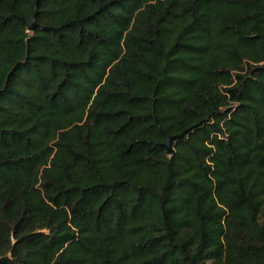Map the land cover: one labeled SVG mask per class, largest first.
I'll use <instances>...</instances> for the list:
<instances>
[{"label": "trees", "instance_id": "1", "mask_svg": "<svg viewBox=\"0 0 264 264\" xmlns=\"http://www.w3.org/2000/svg\"><path fill=\"white\" fill-rule=\"evenodd\" d=\"M0 264H264V0H0Z\"/></svg>", "mask_w": 264, "mask_h": 264}, {"label": "water", "instance_id": "2", "mask_svg": "<svg viewBox=\"0 0 264 264\" xmlns=\"http://www.w3.org/2000/svg\"><path fill=\"white\" fill-rule=\"evenodd\" d=\"M37 17H38V9H36V14L33 17L32 21L28 24L29 26V31L30 32H36L37 30H46V28L41 27L37 23ZM179 137H171L166 135V142L163 145V147L167 150L168 155H173L174 149H173V142L178 139Z\"/></svg>", "mask_w": 264, "mask_h": 264}]
</instances>
